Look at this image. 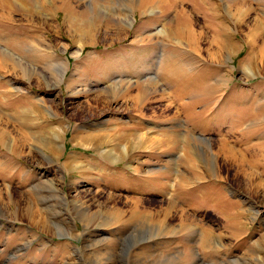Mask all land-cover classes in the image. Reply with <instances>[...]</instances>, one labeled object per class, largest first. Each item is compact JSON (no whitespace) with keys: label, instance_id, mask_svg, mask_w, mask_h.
Returning <instances> with one entry per match:
<instances>
[{"label":"rangeland","instance_id":"obj_1","mask_svg":"<svg viewBox=\"0 0 264 264\" xmlns=\"http://www.w3.org/2000/svg\"><path fill=\"white\" fill-rule=\"evenodd\" d=\"M0 264H264V0H0Z\"/></svg>","mask_w":264,"mask_h":264},{"label":"bare ground","instance_id":"obj_2","mask_svg":"<svg viewBox=\"0 0 264 264\" xmlns=\"http://www.w3.org/2000/svg\"><path fill=\"white\" fill-rule=\"evenodd\" d=\"M63 5H64V4H62L61 6H59L58 9H62V8H63ZM142 8H143V7H142ZM144 12H145V11H144ZM128 18H129V17H128ZM128 18H127V19H128ZM181 18H182V17H181ZM128 21H129V20H128ZM120 23H121V22H120ZM128 24H130V23L128 22ZM185 29H186V28H185ZM187 29H190L189 26L187 27ZM188 31H190V30H188ZM187 33H189V32H187ZM4 51H5V50H4ZM5 52H6V51H5ZM7 52H9V51H7ZM1 53H2V52H1ZM10 57H11V55H10ZM13 57H14V55H13ZM5 58H7V57H6V55L4 54V57H3V59H2L1 62H4V61L6 60ZM16 58H17V57H16ZM4 59H5V60H4ZM14 59H15V58H14ZM20 59H21V58H20ZM20 59H19V60H20ZM17 60H18V59H17ZM12 61H13V63H15L16 65L19 64V63H17L15 60H12ZM21 61H22V60H21ZM22 62H23V61H22ZM22 64H23V63H22ZM26 64H27V63H26ZM27 65H28V64H27ZM21 66H22V65H21ZM29 66H30V65H29ZM27 67H28V66H27ZM33 67H34V66H33ZM26 69H27V68L23 65V66H22L23 74H25ZM28 70H29V69H28ZM31 71H32V70H31ZM32 74H33V73H32ZM183 95H184V94H183ZM3 140H6V137H4ZM7 145H8V144H7ZM12 149H13V148H12Z\"/></svg>","mask_w":264,"mask_h":264}]
</instances>
